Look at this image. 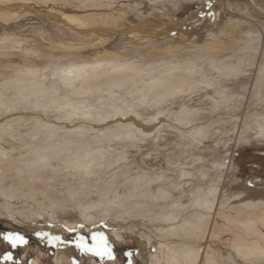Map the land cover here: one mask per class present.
<instances>
[{
	"label": "bare ground",
	"instance_id": "1",
	"mask_svg": "<svg viewBox=\"0 0 264 264\" xmlns=\"http://www.w3.org/2000/svg\"><path fill=\"white\" fill-rule=\"evenodd\" d=\"M128 1L0 0V116L8 114V120L15 118L10 121V125H2L3 122H0V216L15 220L33 230L70 233L72 231L69 229L92 230L93 228L86 225L89 222H100L102 219L113 221L120 218L124 221L122 217L130 221L144 215L149 224L147 227H144L143 223H136L137 227L121 225L117 231L123 230L142 240L141 247L145 249L143 258L146 264H222L221 256L211 248L210 241L213 240L231 248L229 257L233 262L264 264V237L261 234V229L264 228V189L253 192L252 188L245 190L235 183L228 184L227 178H218L211 187L198 188L187 195L186 180L194 177L193 171L206 170L213 167V163L200 165L199 159L188 158L181 164H175L176 162L163 161L158 154H148L143 160L142 171L129 179L128 184L135 185L134 188L153 187L151 191H143L140 197L132 195L135 190L131 187L132 192L124 199L121 196L127 193L126 184L123 186L121 183V186L114 183L112 187L108 184L111 181L106 183L105 179H101L108 168L113 166V159L118 155L128 154L111 152L110 147L130 146L135 149L139 142L138 147L142 149L144 146L141 143L146 141V144L155 142L158 148L164 144L179 147L182 143L186 144L183 141L189 138L200 147L198 150L221 144V150L225 149L230 153L232 146L228 143V136L217 134L215 127H223L232 121L239 124V121L252 122V125L248 124L251 126L246 137L240 138L242 141H264V110L248 115L249 110L244 108L241 116L238 111L234 112L235 114L226 112L236 110L244 98L251 97L253 90L261 86L260 82L252 83V75L242 78L245 60H237L234 54L229 57L230 53H225V46L219 45L220 39L210 40L216 35L214 25L206 26L207 22L203 23L205 28L198 34L196 27L201 21V16L178 23L158 10L164 7L166 1L171 5L180 6L185 0H143L140 6L146 7V15L141 8L131 5ZM223 1L228 3L229 0ZM33 29H39L47 41L44 34L51 35L57 30L62 31V34L68 33L70 37L93 43L73 48L78 52L90 48H106L117 36L125 37L129 52L135 51V47H153L159 42L177 44L169 47L167 56L146 59V63L151 65L144 67L141 59L135 61L131 58H120L112 53H107L99 60L82 62L77 59L79 56L76 58V55H69L66 58L73 59L65 58V62H57L53 64L55 67L49 70L31 64L10 65L11 60L7 59L14 55L12 52H25L24 55H30L27 51L34 55L41 53L36 48V41L31 44V50L28 49L30 44L27 48L24 46L30 42L22 37ZM16 33L21 37L16 39ZM59 40L53 43L59 50L70 46L58 42ZM251 50L254 48L247 46L246 51ZM46 55L56 57L52 53ZM234 60H237L236 65ZM140 64L142 66H139ZM259 70L264 75V68ZM243 85L247 91H241ZM124 94H127L126 98H123L127 104V107H124L126 112H119V109L114 118L115 122H120L116 123L119 125L117 128L130 134L129 141H138L133 145L126 142L128 138H121L109 146L100 142H97L96 146L76 133H69L66 127L51 125L43 120L45 116L42 120L24 116L16 118V113L23 108L27 109L26 105L30 104L36 111L46 106L50 110L57 108L56 112L60 110L58 113L65 117V121L60 124H74L78 121L74 120V116H89L90 120L83 121L86 122L85 125H103L107 120L104 116L107 114L103 116L102 112L111 114L108 109L115 108V96L121 97L120 103ZM235 97L238 99L235 100ZM110 100L113 101L112 104L103 103ZM94 101L102 102L103 107L96 105ZM119 113L121 116L118 117ZM236 114L238 116L234 117ZM166 115H169L174 123L169 125L190 127L188 129H192V133L185 135L180 133L179 128L175 129L176 131H173V128L167 133L168 136L162 138L160 135L164 128L148 133V125L163 124L162 119ZM226 115L229 117L225 118ZM96 116L100 118L93 119ZM47 117L46 120H49L51 116L49 119ZM110 119L108 121L112 123L113 120ZM120 125H135L136 129L130 126V130L129 126ZM95 128L89 126L83 130L94 132ZM99 131L102 132L101 129ZM239 143L234 149L241 145ZM129 154L132 153L129 151ZM205 175L199 176L198 179H206ZM70 180L76 183L71 184ZM67 181H70L71 185L64 186ZM57 182H63L60 187L64 186L58 191L55 189ZM155 183L158 184L156 187L153 186ZM131 198L137 202V211H125L133 202L130 201ZM147 202L166 208L157 211L158 213L151 212L143 206ZM151 228H154L158 239L165 241L156 243L157 240L152 245L156 244L158 248L160 245L166 246L169 250L166 256L147 250L146 241L150 244L152 239L146 229ZM103 230L106 228L103 227ZM228 234L232 236L228 238ZM195 241L204 243L205 246L193 244ZM58 251L57 260L60 264L72 258L70 251L62 248ZM237 259L240 262H237Z\"/></svg>",
	"mask_w": 264,
	"mask_h": 264
},
{
	"label": "rangeland",
	"instance_id": "2",
	"mask_svg": "<svg viewBox=\"0 0 264 264\" xmlns=\"http://www.w3.org/2000/svg\"><path fill=\"white\" fill-rule=\"evenodd\" d=\"M143 2H144L143 0H129L128 1V3H130L131 5H133L135 7L138 6L139 9L141 8L142 11H144L143 12L144 15H146L147 14V13H145L146 10H144V8H146V7L140 6ZM167 2L168 1H166L164 3V7H162V9H158V10H161L162 14L167 15V17L170 18V20H173L174 22H178V23L179 22H185V21L187 22L190 18L193 19L194 16L195 17L201 16V18H200L201 21L198 23V25L196 27L198 34H201L203 29L205 28L203 23L207 22L206 26L214 25L215 28L214 27L213 28H214V30H216V35L210 40L215 41L216 38H217V40L220 39L221 43L219 45L225 46V48H226L225 53L226 52H227V54L230 53L228 55L229 57H230V55L233 56V54H234L235 55L234 57L237 56V58H238L237 60L242 58V60L246 61L245 64L242 66L243 67L242 70L244 71L242 78L247 77L249 75H252V80H253L252 83L253 84L260 82L259 84L261 87H259V88L255 87L256 89L254 88L255 90H253L251 97L247 96L246 98H244V101H242V103L238 104V107L236 110L231 109L232 111L228 110L226 112H228V113L230 112L232 114V113L238 111V115L241 116L242 111L244 112L246 109L249 110L248 115H253L255 113H259L261 110H264V86H263L264 85V75H262L261 71L259 70L261 68H264V0H229L228 3H224L223 0H222V3H221V0H206V1H204V0H188V2L185 0L183 3L180 4V6L179 5L174 6V5H171ZM209 4H211V7H208ZM202 10H204V12H202ZM139 14H141V13H139ZM200 30H202V31H200ZM55 31H53V34H51V35H50V33L44 34L45 37L47 36L48 41L44 39V37L42 36L43 33H41V31L39 29H33L32 31L27 32L25 34V36L22 37V39H26V41L30 42V43H28V45L25 44L24 46H26V48H27V46H29V44H30L28 49L31 50L32 49L31 44L34 43V41H36L35 43L38 44V45L36 44L38 46L36 48H37V50H40L41 53L34 55V54H31L32 53L31 51H27V52H29L30 55H28V54L24 55L25 52H24V54L19 53V52H12V54H14V55L10 59H7V60H11L10 63H12V64H10V63L9 64L12 66H14V65L15 66H25L27 64H31L35 67L46 68L47 70H49V69L55 67L54 65L57 62H59V63L65 62L69 58V57L66 58V56H69V55H73V56L76 55L75 56L76 58L79 56L77 59H79V61L82 62L85 60L86 61L99 60L102 57H104L107 53H112V54H116L117 56L119 55L120 58L121 57H126L127 59L131 58L132 60H135V61H137L138 59H141L143 61V64H142L143 66L141 64L139 66L144 67V65H148V66L151 65V64L146 63L148 58L149 59H154V58L156 59V58L167 56L168 51H169V47L177 44V43H169V42L168 43L167 42H159L158 44H154L155 46L153 45V47H152V45L144 46V47H135L134 48L135 51L129 52L127 50L128 41L125 39V37L117 36L116 40L111 42L106 48H104V47L103 48L101 47L100 49L99 48H97V49L90 48V49H84V51H82V52H78L76 49H73V48H75V47L77 48L79 45L80 46H87V45H91L93 43L92 42H85L84 40L76 39L75 37H70V36H68L69 34L66 32L63 33L64 34V36H63L62 31H59V32L57 30H55ZM58 34H59V37H58ZM56 36H57V38H56ZM20 37L21 36L19 33L15 34L16 39H18ZM60 37H61V39L59 40L58 38H60ZM255 38H257V39H255ZM49 40L50 41L52 40V41L49 42ZM56 40H59L58 42H62L63 44L70 45V46H67V48H65V49L59 50L60 48L58 46H54V44H53V43L57 42ZM248 40L250 42H248ZM81 41H83V42H81ZM252 41H253V43H252ZM240 43H241V45H240ZM248 43H249V45H248ZM247 46H252L255 51L251 50V51L247 52L246 51ZM33 49H35V48H33ZM48 53H52L53 55H56V57L55 56L46 57L47 56L46 54H48ZM139 53L141 55H139ZM151 53H152V55H151ZM24 56H26V57H24ZM65 58H66V60H65ZM83 58H84V60H83ZM69 59H73V57H70ZM227 60H229V59H227ZM237 60L233 61L234 65L237 64ZM27 62H29V63H27ZM259 71H260V73H259ZM252 72H253V74H252ZM254 78H255V80H254ZM256 80H257V82H256ZM241 91H247V88L245 87V85H243L241 87ZM126 96H127V94H124V96H122V102L124 101L123 98L125 99ZM115 97H117V98L114 99V102L117 101L118 103L115 102L114 104L116 105V103H117V105L116 106L114 105L115 108L113 110L112 109H108L109 111L107 110L111 114H108L107 112H102L103 116H104V114H107V116H109V117H107L106 115L104 116V118H107L106 122L104 123L105 125L104 124L103 125H85L84 123H86V122L83 123V121L90 120V118H88L89 116L88 117L74 116L73 117L74 120H78L79 122L78 121L74 122V124H71L72 126L69 125L68 123H65L66 125L60 124L61 121H65V117L63 115H61L62 113H58L60 110L56 112L55 110H57V108H53L54 110L51 108V110H50L49 107L46 106L45 108L43 107V108L37 109V111H36V109H34L33 107L30 106V104H28V106L26 105V107H28V108L30 107L29 109L28 108L22 109L21 107H19V109L21 108L22 110L18 111L16 113V114H18V116L16 118L24 116L25 118H29V119H31V117H33V118L36 117V118L42 120V118L44 116L45 117L51 116V117H49L50 119L47 117V119H49V120H46L45 117L43 120L50 123L51 125L53 124V125L60 126V127H66V130L69 133H71V134L76 133L77 136H80L81 138L86 139V141H90V142L92 141L93 145L98 146L96 143L100 142L101 144L104 143L105 145L109 146L115 142H118V139H121V138H128V140L126 142L128 144L133 145L134 143H137L138 141L137 140H133V141L130 140L131 141L130 142L129 141L130 134L125 133V130L121 131L122 129L120 130V128L119 129L117 128L118 124H116V123H120V122L119 121L115 122L116 119L114 118V115L116 114V112L119 109H121V111H119V112H124V111L126 112L125 108L127 107V104L125 103V101H124V103H122V102L119 103V100L121 99V97L119 98L118 95H116ZM240 98H242V97H240ZM248 98H249V100H248ZM234 99L236 100L238 98L235 97ZM111 101L112 100H110V102L108 101V103H107V101H104L103 103L109 105V104L113 103V101H112V103H111ZM98 103L95 102L96 105H98L102 108L103 103L99 102V101H98ZM247 105L249 107H246ZM122 108H124V110H122ZM244 108H245V110H243ZM25 110H28L30 112L27 113V111H25ZM44 110H45V112H44ZM52 110H53V112H52ZM110 110H111V112H110ZM32 111H33V113H32ZM112 111L114 112L113 114H112ZM239 111H241V113ZM41 113H42V115H41ZM32 114H34V115H32ZM7 115L8 114L5 115L6 117L0 116L2 119V121H0V122H3V124L1 123L2 125H4V124L10 125L11 124L10 121L15 119V118H12V119L8 120ZM10 115H12V114H10ZM238 115L236 114V116H234V117H237ZM57 116H59V117L57 118ZM117 116L119 117V116H121V114L119 113ZM224 117L226 118L229 116L226 115ZM82 118H84V119H82ZM99 118H100L99 116H96L93 119H99ZM109 119L113 120L114 123L113 122L111 123V121H108ZM120 119H121V117H120ZM170 119L171 118L169 117V115H166L162 119L163 124H158V125L155 124V126L154 125H148L150 127V130L148 131V133H153L160 128H164L162 134L160 135V138H162V137L168 136L167 133L168 132L170 133V131H172L173 128H174L173 131H176L175 129H178L179 125H169L170 123L174 124L172 122V120H170ZM55 120H57V122ZM52 121H55V122H52ZM239 122H240V124L236 121H232L231 123H228V124L224 125L223 127L222 126L221 127H218V126L215 127L216 128L215 132L217 134H220L222 136H224V135L228 136V143H229V145L232 146L230 153L228 151H226L225 149L221 150V146H222L221 144L211 145L212 147L209 146L205 150L204 149L198 150V148H200V147L197 146L195 141H192V139L190 140L189 138L185 139L186 141H183V142H186V144L184 143L185 145L182 143V144H180L179 147H177L175 145L173 146L170 144H164V145H162L163 147L161 146V148H158L155 146V142H152V143L148 142V144H146L147 141L144 143H141V145L144 146V147H142V149L138 147V145H140V144H138L139 142L137 143V145H135L136 146L135 149L131 148L130 146H128L130 148H128V147L127 148H123V147H119V148L112 147L111 148L110 147L109 151H111V152H115V153L124 152V153H128V154L124 155V156L118 155L117 158L113 159V161H111V163L114 162L115 166L113 164L112 167L108 168V170L102 175L101 179H103V180L105 179L107 181L106 183L111 181L108 184L112 185V187H113L114 183H117V185L119 184L121 186H122V184H123V186L126 184L127 186L125 187V189L126 190L128 189L127 193L125 195L121 196L122 198L126 199L127 196H129L130 192H132V191H130L131 187H132V189L135 187V185L128 184L129 179L133 178L136 173L142 171L141 166H142V163L144 162L143 160L145 157L147 158L148 154H153V155L158 154L161 157V159H163V161L167 160V161H170L171 163L176 162L175 164H181V163H183V161H185L188 158L191 160H195V159L198 160L199 159L200 165H201V163L202 164L207 163L209 165H212V163H213V167H211V168L208 167V169H206V170L202 169V171H201V169L200 170L196 169L197 172H195L196 170L193 171L194 177H192L191 179H188V181L186 180V182L188 183V187L186 189V194L188 193L187 195L196 191L198 188L206 189L208 187H211L215 183V181L218 180V178H220V179H224V178L226 179L227 178L228 184L229 183L230 184L235 183L238 185L239 188H242V189L244 188L245 190H250L251 188H252L251 191H253V192L255 190H259V191L263 190L264 189V141H255L254 140L255 143H254V141H251V142L242 141V139H240V138H243L248 133V128H249V126L252 125L251 124L252 122L251 121H249V123H248V121H246L247 123H245V122L243 123L241 121H239ZM128 123L130 124V122H128ZM58 124H60V125H58ZM106 124H108V125H106ZM248 124H251V125H248ZM89 126L96 127L94 129V132L89 131V130H83V128L89 127ZM120 126H123V127L129 126V128L131 126L132 128L136 129L135 125H120ZM132 128H130V130ZM188 128H190V127L179 128V130L181 131L180 133H183L185 135L191 134L193 130L188 129ZM236 128L239 132L236 130ZM100 129L102 130V132L99 131ZM184 131H185V133H184ZM60 133L63 134V132H60ZM88 133H89V136H88ZM119 133L121 134V136ZM174 133H176V132H174ZM125 134H128L127 136H129V137H127ZM93 135H94V137H92ZM211 137H212V135H211ZM93 138H94V140H91ZM236 139L241 143V145ZM161 141H162V139H161ZM238 143L240 146L238 145L239 147L236 148L238 150H236V149H234V147ZM174 144H176V142ZM193 145H194V147H193ZM136 148L139 150H137ZM233 150H234V152H233ZM129 151L132 154H129ZM169 157H170V159H169ZM192 157H194V158H192ZM214 165H215V167H216V165L217 166L219 165L220 167H218V168L216 167L217 168L216 169L214 167ZM197 166H199V165H196V167ZM203 170H204V173H203ZM201 175H205L206 179L203 180V178H200L201 179V181H200V179H198V177ZM70 181L65 182L64 186L76 183V182L71 181V184H69ZM61 183H63V182H59V183L57 182V188H55V189H57V191H58V189H62V187H64V186L60 187ZM157 185L158 184L155 183V185H153V186L156 187ZM245 185H247V186H245ZM149 187L143 186V187H139V188H134L135 191L132 192L133 193L132 195L140 197L142 195L143 191H147V190L151 191L152 190L153 187H151V186H149ZM247 187H248V189H246ZM137 189H138V191H137ZM130 201H133V202L125 211H132L133 209H135L137 211V208H136L137 202L133 198H131ZM141 205L142 204H140V206ZM143 206H144V208L149 209V211H151V212L155 211L156 213H158L157 211H163V209L166 208V206L165 207L162 205L161 206H159V205L154 206L148 202L143 204ZM143 216L141 217V215H140L137 217V219L130 220V221H129V219L127 220V218L122 217L124 221H122V219L120 218L119 220H113V221L110 219H104V220L102 219L100 222H95V223L89 222L86 225H87V227L93 228L92 230H87V231L86 230H77V231H72L70 233H68V232L66 233V232H62V231L54 233V232L44 230V229L33 230L24 224L16 222L15 220H12L9 218H4V217L0 216V233H5V232L17 233V234L24 235L29 240V244L27 246L18 247L15 250L11 249L7 243H0V257H2V255L7 251H13L14 259L18 260L20 262V264H60L58 262L57 258H58V252H59L58 250L60 248H62L65 251L66 250L70 251V254L72 257L70 259H66L64 264H128L129 257L127 254L129 252L132 253V257H131L132 264H146L144 261V258H143L145 249H143L141 247L142 240H140V238H136V237L131 236L129 233H127L123 230H120V232H119V230L117 231V228L119 229L121 227V225H123V226L125 225V227L130 226V225L133 227L134 226L137 227L136 223L137 224L143 223L142 225L144 227H147L149 225L148 221ZM148 220H149V222L151 221L150 219H148ZM103 223H104V225H103ZM151 223L153 224L154 222L151 221ZM89 224H91V225H89ZM105 224H107V225H105ZM133 224H135V225H133ZM144 224H146V225H144ZM103 227L106 228L107 232H106V230H103ZM111 230H114L115 232H110ZM146 231H147L148 235H150L149 238L152 239V241H149V242H152L150 244H148V241H146L147 250L150 252L157 251V252L162 253L164 256H166V254H168V252H169L168 248H165L166 246L160 245L159 246L160 249H159L158 245H156V244L152 245V244H154L153 242L157 241V240H158V242H156V243H160V242L165 243V241H162V240L157 238L156 233L154 231V228H151L149 230L146 229ZM38 232H48L52 236H60L61 240L65 241V243L62 245H59V246L50 245L47 241V238H45L44 240H40L37 237L36 233H38ZM93 234H103L107 238L108 244L112 249V255L115 258L114 260H109L107 257H105L104 259H101L98 256L92 255L91 253L82 252L79 248L76 247L77 236H83L85 238V240L88 242V244L91 245V243H92L91 237ZM261 234L264 237V228L261 229ZM231 236H232V234L227 235L228 238H230ZM228 238H226V239H228ZM144 243H145V241H144ZM192 243L196 244L198 246H201V247L205 246L204 243H201V242L199 243V241H195ZM210 243H211V248L214 250V253H216L217 255L219 254L218 255L219 257L221 256L222 264H238V263L230 260L231 258L229 257V253L231 251V248L229 246L227 247V245L217 244L215 242V240L210 241ZM220 250H224L225 252L221 251L222 252L221 253ZM224 254L225 255L227 254L228 256H225ZM223 259H224V261H223ZM238 261L240 262V260L237 259V262ZM0 264H12V262H5V261L0 260Z\"/></svg>",
	"mask_w": 264,
	"mask_h": 264
},
{
	"label": "snow or ice",
	"instance_id": "3",
	"mask_svg": "<svg viewBox=\"0 0 264 264\" xmlns=\"http://www.w3.org/2000/svg\"><path fill=\"white\" fill-rule=\"evenodd\" d=\"M211 7V4L208 5ZM83 227V225H81ZM69 231H73L69 229ZM37 237L40 240H44L47 238V241L50 245L59 246L65 243V241L61 240L60 236H52L48 232H38L36 233ZM92 243L91 245L85 240L83 236H77L76 238V247L79 248L82 252L91 253L94 256H98L101 259L107 257L109 260H114L115 258L112 255V249L108 244L107 238L103 234H93L91 237ZM0 243H7L11 249L15 250L18 247H25L29 244V240L21 234L5 232L0 233ZM129 261L128 264H132V253L128 254ZM0 260L5 262H12V264H20V262L14 259L13 251L5 252Z\"/></svg>",
	"mask_w": 264,
	"mask_h": 264
}]
</instances>
